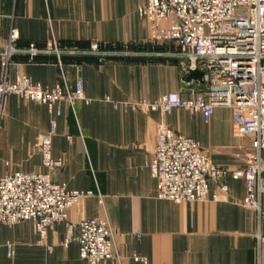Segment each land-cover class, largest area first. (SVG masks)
I'll return each mask as SVG.
<instances>
[{
    "label": "crops",
    "instance_id": "0c3cea01",
    "mask_svg": "<svg viewBox=\"0 0 264 264\" xmlns=\"http://www.w3.org/2000/svg\"><path fill=\"white\" fill-rule=\"evenodd\" d=\"M145 2L0 0L1 47L17 28L19 49L43 50L54 39L61 49L76 51L64 53L60 61L53 53L31 57L18 52L0 73L10 81L22 73L44 87L60 83L70 89L82 78L88 101L60 104L52 154L63 165L49 172L55 182L71 189L94 191L70 209L75 229L67 245L64 221L54 222L42 241L32 220L2 225L0 240L13 243L15 252L10 255L1 245L0 264H87L79 251V223L106 217L118 232L119 259L104 264H264V240L259 238H264V219L243 204L244 178L228 176L226 192L211 183L201 201L157 196L149 159L158 123L195 138L216 163L231 171L247 166L253 147L251 136L233 132V111L227 106H217L209 121L201 111L182 107L162 113L127 106L168 92L193 95L182 80V58L173 54L172 46L151 40L150 25L137 11ZM93 42L108 53L104 58L86 51ZM50 119L45 104L16 94L6 97L0 119V177L16 170H46L39 137ZM261 157L264 183V149ZM134 255L146 262L134 260Z\"/></svg>",
    "mask_w": 264,
    "mask_h": 264
},
{
    "label": "built area",
    "instance_id": "2783aa9c",
    "mask_svg": "<svg viewBox=\"0 0 264 264\" xmlns=\"http://www.w3.org/2000/svg\"><path fill=\"white\" fill-rule=\"evenodd\" d=\"M138 14L150 25L151 40L174 48L173 54L182 58V80L193 94L184 98L180 92H168L149 100L127 102V106L141 111L171 112L182 107L201 111L209 121L217 106L233 111V132L251 136L253 155L243 169L231 171L216 163L209 152L193 137L175 131L164 122L156 127V143L149 159L151 174L157 180V196L176 202L201 201L208 197L211 183H217L226 192V179H245L243 204L255 209L264 219V183L261 176L264 149V0H146L139 5ZM19 30L12 28L8 43L0 45V67L7 71L18 52L31 57L40 52L53 53L60 61L64 53L75 50L61 49L49 40L43 50L31 46L19 49L16 42ZM91 53L102 51L93 42ZM102 52V53H100ZM106 52V53H105ZM192 70L203 72L199 87L197 79H187ZM16 94L27 100L46 105L51 119L49 128L39 137V148L45 171H12L0 177V227L32 220L44 239L48 228L56 221L66 223L67 245L72 239L75 224L69 220V211L81 198L94 195L92 190L71 189L64 182H55L49 170L63 165V160L52 154L53 137L57 133L60 104L74 106L75 101H88L84 82L77 78L74 88L60 83L44 87L30 76L17 73L10 81L0 73V119L4 114L5 99ZM108 99V97L106 98ZM218 195L215 193L214 198ZM118 232L108 217L84 219L79 223L80 256L88 264H103L117 258ZM261 240H264L261 236ZM8 254H14V244L3 243ZM146 262L145 257L133 256Z\"/></svg>",
    "mask_w": 264,
    "mask_h": 264
},
{
    "label": "water",
    "instance_id": "95a60500",
    "mask_svg": "<svg viewBox=\"0 0 264 264\" xmlns=\"http://www.w3.org/2000/svg\"><path fill=\"white\" fill-rule=\"evenodd\" d=\"M203 72L200 70H192L187 76V79H197L199 81H203Z\"/></svg>",
    "mask_w": 264,
    "mask_h": 264
},
{
    "label": "rangeland",
    "instance_id": "374dc122",
    "mask_svg": "<svg viewBox=\"0 0 264 264\" xmlns=\"http://www.w3.org/2000/svg\"><path fill=\"white\" fill-rule=\"evenodd\" d=\"M92 219H93V218H92ZM113 259H114V258H113ZM110 260H112V259H110ZM107 261H109V260H107ZM105 262H106V261H105ZM105 262H104V263H105ZM104 263H103V264H104ZM87 264H88V263H87Z\"/></svg>",
    "mask_w": 264,
    "mask_h": 264
},
{
    "label": "trees",
    "instance_id": "16d2710c",
    "mask_svg": "<svg viewBox=\"0 0 264 264\" xmlns=\"http://www.w3.org/2000/svg\"><path fill=\"white\" fill-rule=\"evenodd\" d=\"M99 46H100V45H99ZM100 47H101V46H100ZM101 50H102V49H101ZM100 57L102 58V56H100ZM104 57H105V56H104ZM104 57H103V58H104Z\"/></svg>",
    "mask_w": 264,
    "mask_h": 264
}]
</instances>
